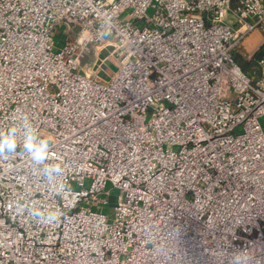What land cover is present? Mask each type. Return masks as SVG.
<instances>
[{"label":"built area","instance_id":"1","mask_svg":"<svg viewBox=\"0 0 264 264\" xmlns=\"http://www.w3.org/2000/svg\"><path fill=\"white\" fill-rule=\"evenodd\" d=\"M263 22L264 0H0V130L27 116L64 169L0 157V264H264V41L259 78L232 57ZM102 46L107 79L82 68Z\"/></svg>","mask_w":264,"mask_h":264},{"label":"rangeland","instance_id":"2","mask_svg":"<svg viewBox=\"0 0 264 264\" xmlns=\"http://www.w3.org/2000/svg\"><path fill=\"white\" fill-rule=\"evenodd\" d=\"M224 20L231 26V28L233 29L236 28L237 22L234 20V18L230 15L229 12L226 13ZM62 30L63 28L61 27V25L57 24L53 32L54 47L56 50H59L64 42V35ZM263 41H264V22L262 26L256 27L251 32H249L241 41H239L232 52V57L235 60L236 64L239 66V68L246 75H248L253 79L259 78L261 74L260 66L257 63L258 56L254 57L251 60H248L246 57L249 54H251L253 50L260 43H263ZM96 48L102 50L98 58L93 57V50L90 48L89 52L85 55V57L82 60V68L86 73H89L90 69L92 70L100 62L101 63L105 62L106 60L104 59L107 57L106 54L110 50V48L108 47L105 48L104 46L96 47ZM261 54H263L264 56V44ZM114 62L115 59L107 60L106 65L103 66L104 70L101 69L96 70V76L100 77L101 79L109 78V75L115 69ZM85 185L86 186L88 185V181L85 182ZM106 190H109L108 196L102 194L99 196V200L102 201L106 200L109 201L110 204H112L115 200V197L118 195V190L115 188H110L109 185H107ZM92 210L107 215L112 214L108 204L93 207Z\"/></svg>","mask_w":264,"mask_h":264},{"label":"clouds","instance_id":"3","mask_svg":"<svg viewBox=\"0 0 264 264\" xmlns=\"http://www.w3.org/2000/svg\"><path fill=\"white\" fill-rule=\"evenodd\" d=\"M21 128L23 129L22 140L18 134ZM18 148L22 150V153L27 154L34 165L39 166V171L46 180L51 181L54 177L63 174L64 169L59 163H48L52 148L51 139L42 136L27 116L22 118L19 127L13 124L6 130H0V157L15 154ZM35 215L43 216L44 214L36 211ZM47 219L54 220L56 216L49 212Z\"/></svg>","mask_w":264,"mask_h":264},{"label":"crops","instance_id":"4","mask_svg":"<svg viewBox=\"0 0 264 264\" xmlns=\"http://www.w3.org/2000/svg\"><path fill=\"white\" fill-rule=\"evenodd\" d=\"M86 54H87V53H86ZM86 54H85V55H86ZM84 57H85V56H84ZM104 65H106V62H104ZM94 68H95V67H94ZM94 68H93V69H94ZM90 70H91V69H90Z\"/></svg>","mask_w":264,"mask_h":264}]
</instances>
